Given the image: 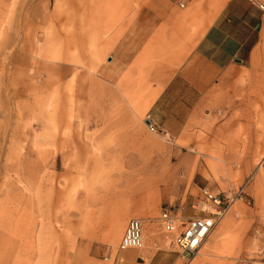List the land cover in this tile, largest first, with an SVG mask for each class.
<instances>
[{
    "label": "rangeland",
    "instance_id": "obj_1",
    "mask_svg": "<svg viewBox=\"0 0 264 264\" xmlns=\"http://www.w3.org/2000/svg\"><path fill=\"white\" fill-rule=\"evenodd\" d=\"M213 2L0 0V264H113L131 217L149 264L166 248L178 264H264V35L214 109L171 141L147 127L146 88ZM132 29L151 30L133 58L116 52ZM204 186L244 192L188 261L157 218L198 214Z\"/></svg>",
    "mask_w": 264,
    "mask_h": 264
},
{
    "label": "crops",
    "instance_id": "obj_2",
    "mask_svg": "<svg viewBox=\"0 0 264 264\" xmlns=\"http://www.w3.org/2000/svg\"><path fill=\"white\" fill-rule=\"evenodd\" d=\"M213 3L216 6L208 14H196L198 18L195 20L200 21L198 29L184 38L175 71L166 80L161 79L159 93L146 88V100L149 105L152 104L149 120L170 134L178 135L188 125H193L200 116L199 111L209 112L214 109L219 95L225 92L235 72L247 68L251 63L252 54L264 35V8L258 6H264L261 0H217ZM155 20L165 23L168 19L164 14L163 18ZM150 33L151 30L144 34L132 29L130 34L118 41L116 52H130L133 58L145 43V38L151 37ZM162 36H166L165 32L153 34L156 38ZM165 44L162 39V47L166 48ZM170 67L165 63L159 66L164 70ZM152 86L156 87L155 84ZM131 202L142 206L144 198L133 199ZM150 230L152 242L157 233L152 227ZM120 232L121 229H117L115 236ZM218 237L220 236H216L215 240L210 239L208 246L216 244ZM164 243L166 244L165 240ZM166 250L156 251L150 264H178V258L168 253L167 248ZM125 251L118 254L113 264H139L137 259L141 256H136V250ZM203 258L197 260L196 264L201 263Z\"/></svg>",
    "mask_w": 264,
    "mask_h": 264
},
{
    "label": "built area",
    "instance_id": "obj_3",
    "mask_svg": "<svg viewBox=\"0 0 264 264\" xmlns=\"http://www.w3.org/2000/svg\"><path fill=\"white\" fill-rule=\"evenodd\" d=\"M256 2L257 0H252ZM183 7L184 2L180 1ZM263 9V4H258ZM148 129L151 132L163 135L166 140L171 141V136L166 130L148 120ZM200 196L193 201V207L198 212L189 218H182L171 207H162L157 218L159 225L165 233L172 235V243L178 248L182 258L190 260L200 250L215 225L224 217L231 204L242 198L244 187L236 191H213L208 187H200ZM142 246V220L137 217L128 219L121 239L117 245L118 251L127 249H138ZM139 264H148L139 257Z\"/></svg>",
    "mask_w": 264,
    "mask_h": 264
},
{
    "label": "bare ground",
    "instance_id": "obj_4",
    "mask_svg": "<svg viewBox=\"0 0 264 264\" xmlns=\"http://www.w3.org/2000/svg\"><path fill=\"white\" fill-rule=\"evenodd\" d=\"M148 122H149V121L147 120V125H148ZM147 127H148V126H147ZM234 202H235V201H234ZM232 204H233V203H232ZM232 204H231V206H232ZM227 212H228V211H227ZM225 215H226V214H225ZM225 215H224V216H225ZM141 220H142V219H141ZM143 222H144V221L142 220V246H141L140 248H138V249L135 248V249H130V250H136V251H138V250H139V251L142 250V247H143V240H144ZM158 222H159V221H158ZM219 222H220V221H219ZM219 222H218V223H219ZM218 223H217V224H218ZM217 224H216V225H217ZM216 225H215V226H216ZM160 226H161V225H160ZM161 228H162V227H161ZM214 228H215V227H214ZM214 228H213V230H214ZM213 230H212V231H213ZM162 231H163V233H164L165 235H167V233H165L163 229H162ZM212 231H211V233H212ZM211 233L209 234V236L207 237V239L211 236ZM168 235H169V234H168ZM170 236H172V235H170ZM207 239H206L205 242L202 244L201 248H203V247L206 245V243H207ZM172 244H173V243H172ZM174 248H175V247H174ZM201 248H200V249H201ZM130 250L127 249L126 251H130ZM117 251H118V249H117ZM126 251H125V252H126ZM118 252H121V251H118ZM198 253H199V251H198ZM198 253H197V254H198Z\"/></svg>",
    "mask_w": 264,
    "mask_h": 264
}]
</instances>
